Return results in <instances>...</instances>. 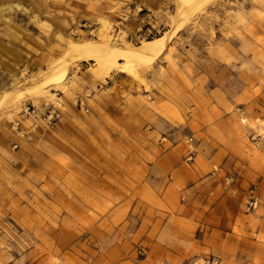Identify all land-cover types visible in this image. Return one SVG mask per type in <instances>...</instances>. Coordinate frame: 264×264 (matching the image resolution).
Instances as JSON below:
<instances>
[{"label":"rangeland","instance_id":"rangeland-1","mask_svg":"<svg viewBox=\"0 0 264 264\" xmlns=\"http://www.w3.org/2000/svg\"><path fill=\"white\" fill-rule=\"evenodd\" d=\"M178 2L0 0V264H264V0H207L120 68L67 55L99 22L165 35Z\"/></svg>","mask_w":264,"mask_h":264},{"label":"bare ground","instance_id":"bare-ground-1","mask_svg":"<svg viewBox=\"0 0 264 264\" xmlns=\"http://www.w3.org/2000/svg\"><path fill=\"white\" fill-rule=\"evenodd\" d=\"M207 0H179L176 14L172 20V31L157 37L153 40H148L145 44L131 48L124 42V35L119 38H114L109 32L105 22H99L96 28V36L99 42L97 43H82L79 40L71 42L68 48L67 55L73 58H78L83 53H91L96 56V61L101 67L111 64L120 68L121 61L125 63H133L139 60H147L159 52H161L169 41L172 33L185 22L187 17L196 10L202 3ZM67 37L74 39L71 35ZM68 71L67 64H64L61 73L58 74V82H62ZM57 73V67L52 66L44 73V78H52ZM48 92V91H47Z\"/></svg>","mask_w":264,"mask_h":264},{"label":"crops","instance_id":"crops-1","mask_svg":"<svg viewBox=\"0 0 264 264\" xmlns=\"http://www.w3.org/2000/svg\"><path fill=\"white\" fill-rule=\"evenodd\" d=\"M174 210L171 211L172 205H166L165 211L163 212L165 216V226H168V219L170 217L177 218L180 222H184L186 224H190L188 229L179 231L180 233V238L184 240V242L187 241H192L195 238V233L197 231V222H195L191 217H192V212L191 208L188 204L186 203H174ZM184 207V209H183Z\"/></svg>","mask_w":264,"mask_h":264},{"label":"built area","instance_id":"built-area-1","mask_svg":"<svg viewBox=\"0 0 264 264\" xmlns=\"http://www.w3.org/2000/svg\"><path fill=\"white\" fill-rule=\"evenodd\" d=\"M23 116H26L31 121V126L33 128H38L40 126L45 127H51L55 125L57 120L60 117V111L59 108L56 105H52L51 108L43 115H38L34 109H31L30 107H25L23 109ZM16 129H19L20 127V121L15 122ZM259 204V199L257 196H252L249 201V207L250 208H256Z\"/></svg>","mask_w":264,"mask_h":264}]
</instances>
